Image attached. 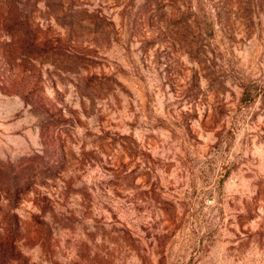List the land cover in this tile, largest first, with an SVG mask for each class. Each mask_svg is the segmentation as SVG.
Here are the masks:
<instances>
[{"label":"rangeland","instance_id":"obj_1","mask_svg":"<svg viewBox=\"0 0 264 264\" xmlns=\"http://www.w3.org/2000/svg\"><path fill=\"white\" fill-rule=\"evenodd\" d=\"M0 264H264V0H0Z\"/></svg>","mask_w":264,"mask_h":264}]
</instances>
